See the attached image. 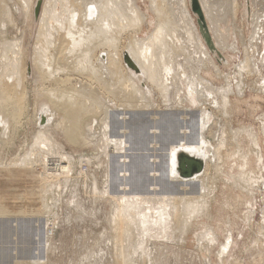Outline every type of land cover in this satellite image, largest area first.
Here are the masks:
<instances>
[{"label": "bare ground", "instance_id": "6f19581e", "mask_svg": "<svg viewBox=\"0 0 264 264\" xmlns=\"http://www.w3.org/2000/svg\"><path fill=\"white\" fill-rule=\"evenodd\" d=\"M6 1L0 0V9H8ZM18 1H20L22 7L26 8L24 14L28 15V22L30 21L29 18H31L32 20L33 17L38 16V24L36 25L31 52H29L28 47V55H25L23 53V48H21L20 46L21 39L17 40L16 38V40L14 41L13 38L12 41H14V43H6L0 41V104L3 106V108L2 106L0 107L4 110V113L9 112L7 113L9 114V116H7L6 114L2 116L4 121L7 120L6 122H8V119L10 117L12 118L13 116L17 121L19 120V117L23 113L26 104L27 90L24 85V77L26 60L28 58V62H30V64L32 65V75L34 81H39L41 85L46 84V86L42 88L43 93L41 92L42 90L37 93L38 95H40L39 98L36 94V100L41 99L39 101L40 109L38 110V112L36 109V120L38 121L40 119L41 121H45L46 123L44 122L45 124H43V127H40L41 129H37V131L35 132V139L33 137V141L35 142V144H33L35 146L41 145L42 148H44V150H46V152L48 153L53 147L57 148L56 145L58 142L53 138V134L55 132L51 130L52 125L50 126V123L55 125V127H60L61 133H63L64 135L69 136L73 139L85 141L87 136L86 133L91 130L84 131L83 126L85 125L87 127L86 129L92 128L90 126L91 122H88L87 120L90 119L89 117H92V115L94 116V114H96V119L100 120L99 124H101L102 127V129H100L101 134H99L104 138L103 143L99 140L102 144L100 148L104 155L108 158L109 167H113L115 165V160H113L112 158V153L115 150V152H117V150L123 151L121 155L124 158L123 162L126 163V161H128L129 154L125 151L129 150L133 145L139 142V137L134 138V135L136 133H133L134 130L143 128L145 129V132L148 131L146 127L147 121L145 120V118H143V113L141 114L142 118L132 119L130 118L133 115L131 110H137L136 112H139L140 110L144 109V107H151L152 104L154 105V103H152L153 96H158L160 98V101L157 104L164 106V111H161L163 110L162 108L159 111V119L169 124L167 126H169L170 128L167 133L163 131L161 133V136L159 137V132H161L163 127L159 129L160 126L157 123L155 125H150L148 128L152 129V133H154V137H156L155 139L153 138L151 140L153 145L156 140H165L166 138L163 136H167L168 138L172 136V138H174V126L176 127L179 125V129L184 132L183 136H177L169 141L168 153L166 154L169 155V159L171 162L168 165L167 161L163 162L161 168L165 167L164 170H166V173L168 171L167 174L169 175V177L174 181L178 180L176 181V184H179V186L182 185L183 189H186V186L195 184L199 187L198 191L186 189L184 190L182 195H177L174 191L175 189L172 192L170 191L171 193L174 192L175 194L157 195L156 191L154 193L155 195H152L153 197L151 195H146L145 192L143 195L141 193L138 194L139 192H137L138 190L136 191V188L138 185L143 186V184L137 183L139 173L135 168L134 163L132 164L133 167H131L130 174L129 169L126 167L119 170L121 172L124 171L126 177H130V181L133 183V186H131L129 181L126 180L123 184H125L126 187L128 186V189H131L126 192L124 189L122 191V193L124 192L123 195H121V193L114 194L115 191L109 190L111 198L115 203L113 212L111 214V221L113 223L112 227L114 231V253H116V264H129V261H131L129 260L130 258L128 255L129 253H131L130 250L137 251L138 249H136L137 246H134L135 248L132 247L129 249L127 248V246L129 247L133 245L135 237L139 238V240H137V244H139L137 248L140 247L141 251L144 252L145 250L142 247L144 246V244H142V241L144 235H147L145 234V232H154L157 233L158 236V229L161 232V237L164 238H170V234H173L175 230H177L181 234V237H183V235H186L188 231H192L194 233L196 232V234L198 235L197 240L199 239V244L203 246L205 250H209L211 247H213L212 244L214 242H217V238L215 239L216 234H213L216 231L213 230L214 228H211L210 224H208L209 219L214 216V212L218 211L219 209V206H217V208H214V205H217L216 202L220 201L219 203H225L222 202L225 198H223V200L219 199L221 197L218 194L219 191H225V194L227 195L226 203L228 202V197L231 199V197L234 196L233 200L236 197L237 203L235 204V202L233 201L234 203L231 204L232 206L234 205V207H237V205H243L246 202L245 199L248 198V202L245 204L249 208H247L248 211L247 213L244 212L243 216L246 222H248V226L250 228L251 226H254L255 228L257 224L255 225L252 221L253 218L251 215L252 211L250 210V205H252L253 203L252 200L255 193L252 188L255 187L253 182H258L259 178L257 179L258 175L256 173L259 171H254L253 169H248L247 171L245 166L251 161V156L253 155L252 152L250 153V151L252 150H255L254 152L256 153L257 158H259L258 160H261L258 150L259 143L256 141V132L251 131L250 127H237L233 129L230 126L231 118L229 120V109H231L232 103L234 104V107H236L237 104L235 95L242 94L244 92V89H242L243 86L241 85V83L244 82L243 78H241L243 74L242 72L254 71L256 67L254 61L255 59L252 60L253 57L249 55V51L251 50L250 47H248V51L246 45L244 46V58L243 60H241V62H239L240 64L238 65V70L241 72L237 74L238 76L234 75L233 78L235 79V84L232 85L228 79V84L226 85V87L224 85L217 86L216 83L212 81V79L215 80L213 75H211L210 77L206 74L210 71V67L212 68L211 73H215V76L220 79L223 77L231 79V76L227 75L226 73L222 75L223 72L220 70V68L217 66L212 56L210 55V52L213 53L214 51H212L207 46L205 40L202 37L195 14L190 9L189 0H149L148 9L145 11L141 6H139L136 0H42L40 9L38 11L39 13H37L36 15L34 14L33 10L37 0ZM200 1L202 3L203 13L205 20L207 21L206 23L209 32L217 49L218 46L222 49L225 47L230 48L231 46V48L234 49L235 45L233 43L235 42H232V44L227 43L229 38L228 36L230 35L227 26L229 25V20L234 21L239 2L237 0H229V4L231 5L226 6L225 11L223 9V6L222 9L218 8L223 4H221V2L218 3L217 0ZM262 2L264 6V0ZM225 4L227 5V3ZM188 7L193 13L195 21L188 10ZM256 9L253 13V22L254 26L261 30L263 25H261L258 20L264 8L261 9V13ZM8 12H3L2 14L1 11V17L2 15H4V13L6 14L4 18L6 16L9 17V15H7L9 14ZM222 12L225 13L224 15L222 14L223 16H220V13ZM229 15H231V17ZM230 22L232 23V21ZM32 25H34V23ZM144 26H149L147 30L148 32L145 36H140V34L138 33L140 31H143ZM235 31L237 32V30ZM255 32L256 34L253 33L254 36L258 34V29H256ZM199 34L201 38L199 37ZM261 35L262 33H259L257 37L262 38L261 40L264 41V34L263 37H261ZM238 36L242 37V35ZM254 36L251 35L252 38ZM242 40L243 37L241 41ZM203 41L205 44L203 43ZM241 41L240 43L244 42ZM251 51L253 52V50ZM127 60H129L130 62L127 63ZM123 61L126 62L127 66L131 67L139 73L129 71L131 68L127 69ZM72 77H74V80H76L73 83H71L70 81ZM142 80L145 83H143ZM76 83H78V85H76ZM249 83L251 84V81H249ZM262 88H264V84H262V86L260 87V90L264 91V89ZM230 93H235L234 100L230 99ZM110 103L114 104L113 106H116L118 108L120 107L124 111L125 109H128L132 113V115L128 116V118H126L125 120V122H129L131 125L129 130L127 129L128 126L124 125L125 122L122 123V120L119 119V116L120 118L127 117L126 115L124 116L123 113L128 115L129 111H120L121 113L118 112L120 114L118 116V113L109 111L113 110ZM209 104H211L210 106L212 107L210 112L215 114L214 116L212 114L213 117L210 115L211 122L208 120L209 118L207 117L206 111ZM179 105L183 106V109H186L182 110V108L180 107L181 110H177L180 112H176L175 110L176 113H174V111H171L170 108L177 109V107L174 106ZM157 107H159V105ZM192 107H196L198 112H191ZM166 108L170 111L167 112ZM233 109L235 108H232V110ZM3 110L0 109L1 112ZM114 110L116 109L114 108ZM261 115L263 117V121L260 130L264 132V113ZM176 116L180 117L181 119H176ZM170 119L172 120L170 121ZM188 122H190L191 124H195L194 127H197L196 129L199 132L198 140L189 139L188 137L184 136L188 132ZM113 125L118 126L117 128L119 129L117 132L115 131V133L113 131L115 129H112ZM6 127H4L5 130ZM4 128L2 126L3 134L5 131H3ZM196 129L195 131H197ZM243 130H245V132L251 136L249 142L253 144V148L248 147L245 150L241 146L238 137L240 136L239 134L243 133ZM92 131H94V129H92ZM92 133H88V135L90 136L92 135ZM143 135L144 134L141 133L142 137ZM127 137L133 139L132 146H130ZM28 150L27 154H31L30 151L28 152ZM180 150L202 157L204 161L202 170L190 177H181L180 175H178V173L174 169V166L175 155ZM101 151H99V153ZM151 156H153L154 159L152 161L155 162L157 156ZM27 158L28 162L26 163L28 165L29 163H31L32 168L33 160L31 161V158L33 157H30V155H28ZM118 159H116V161ZM48 160L50 159L48 157H45V159L42 161V167H40L42 169L44 168L45 172L47 171L46 176L47 174H49L48 178L51 180V182L49 183V180L47 184H51L58 180L60 174L63 175L64 171L67 172L70 167L69 163H64L65 165H63L66 167V170H63L64 168L58 170L55 168V166H48ZM52 160L54 161V159L51 158L50 161ZM257 166L260 169L262 165L260 166L258 163ZM235 167L237 168L236 170ZM0 168L2 167L0 166ZM9 169L12 168H8V170ZM4 172H6V168ZM11 172L13 174V171ZM11 172L9 173L11 174ZM152 172L154 173V175H158L159 168H152ZM16 173L17 172L14 173L15 175L11 174V176H8L6 174L11 180L10 182H14L18 178V176H16L18 174ZM32 173L34 174V171ZM110 173L111 172H109V174ZM6 175L5 177L7 180L8 177ZM164 175H166L165 172ZM113 177L115 176L112 175L110 179L111 184L113 181ZM176 178H180V180ZM172 179H170V181H172L173 183ZM162 180H164V178ZM7 182L8 181H6L5 183ZM163 184L165 185L167 183H165L164 181ZM4 186L8 187L10 186V184H5ZM38 186L40 187L39 184L37 185V187ZM46 186L43 187V189H46ZM222 186L223 189H221ZM6 187H3L5 190L4 192H6V189H9ZM12 187L13 186H11V189H16ZM30 187H34V183L33 186L31 185ZM30 187L26 186V188H28V192H25L24 196L21 195L22 198L19 196L21 198V201L26 198L25 200L27 201L24 203L25 206H23L20 198H18L21 202V206H19L18 203H15L18 205H14L15 209H21L20 207H23V209H25L24 207H26L27 209H32L33 207L35 208V206H44L43 196L45 195H41L38 197V194L36 196V188L34 191L35 195L32 194L34 188L32 189ZM126 187L124 186V188ZM233 187L236 188L233 190ZM163 188L165 187L163 186ZM108 189H105L104 192L108 193ZM258 189L259 187L257 188V190ZM95 190L97 191L96 188ZM20 191L21 190H19V192ZM158 191L160 190L158 189ZM8 192L5 193L6 195L4 194V197H0V211L6 212L7 210L8 212V209L10 210V205L6 203V200L8 201V199L5 198L8 195ZM134 192H136L137 194H134ZM163 192L167 191L165 190ZM18 193L16 195H18ZM21 193L22 191L19 194ZM100 193L102 194V190L100 191ZM148 193L151 194L152 192L150 193L149 190ZM45 194H48V192H46ZM10 197L11 195H9V197L7 198L10 199ZM12 199L10 201H12ZM242 200H244L245 202ZM259 207L260 209L262 208V210H264V204L262 207ZM27 209L25 210L28 211ZM38 209L40 208L37 207V210ZM13 210L14 209H12L11 211ZM121 220L125 222L123 223L121 222ZM218 220L216 219V221ZM232 220L235 221V219ZM220 221L221 219L219 220V222ZM0 223L3 222L1 221ZM2 225L3 224H1V226ZM200 228H203L202 234L199 233ZM20 229L21 228H19V230ZM260 229L261 231L259 230V228L258 231L262 233V228L260 227ZM6 231L8 233H11L12 230L9 231L8 228L6 229ZM228 231L229 233L224 236L225 240L219 242V246L217 249V254L220 258L219 261H221V258L226 253V251L233 246V237L229 229ZM150 235H152V233ZM255 237L259 236H256L255 234ZM252 239L255 240V238ZM254 240H252V242H249L248 244L253 246ZM257 240H260V238L256 239L255 243ZM261 240L264 239L262 238ZM243 243H245V241ZM244 246L247 247L246 244ZM140 249L138 251H140Z\"/></svg>", "mask_w": 264, "mask_h": 264}, {"label": "rangeland", "instance_id": "374dc122", "mask_svg": "<svg viewBox=\"0 0 264 264\" xmlns=\"http://www.w3.org/2000/svg\"><path fill=\"white\" fill-rule=\"evenodd\" d=\"M4 1H6V0H4ZM41 1L42 0H39V5L37 6L38 11L40 9ZM136 1L139 4V6L142 7V9L144 11L148 9L149 0H136ZM198 1L201 5L202 11H203L202 3L200 0H198ZM237 1L239 2V6H238V10L236 12L235 19H234V21L229 20V22H228L229 25L227 26L228 32L230 33V35L228 36L229 38H228L227 43L232 44V42H235V43H233L235 45L234 49L231 48V46H230V48L225 47L223 49L218 46V50L222 53L223 58L219 57L217 54H215V52L211 53L208 50L210 52V55L212 56L214 62L217 64V66L223 72L222 75H224L226 73L227 75L231 76V79L225 78V77H223L221 79L218 78L217 76H215V73H211V71H212L211 67L209 68L210 71L206 74H207V76H210V77H211V75H213L215 80L212 79V81L214 83H216L217 86L224 85L226 87V85L228 84V82H227L228 79H229L230 83L232 85H234L235 84V79H233L234 75L236 76L238 73L241 72L238 70V65L240 64L239 62H241V60H243V58H244V55H243V53L245 54L244 46L246 45L247 48L250 47V49L253 50V52L251 50L249 51V48H248V51L250 52L249 55L253 57V58L251 57L252 60L255 59L254 61H255L256 67H255L254 71H251L252 73L251 72H244V71L242 72L243 74H242L241 78H243L244 82H242L241 85L243 86L242 89H244L243 90L244 92L242 94H238V95L236 94L235 95L236 98L234 97L235 93L234 94L232 93L233 95L231 93L229 94L230 99L234 100V98H235L237 100L236 107H234V104L232 103V105H231L232 107H231V109H229V120L231 118L230 126L233 129L237 128V127H241V128L250 127L251 131L256 132V141L259 143L260 148L258 147V150H259V155H260L261 160H258L259 158H257V155L254 152L255 150L254 151L252 150V151H250V153L252 152V155H253V156H251V161L245 167H246L247 171H248V169H250V170L253 169L254 171L255 170L259 171L256 173L258 175L257 179L259 178L258 182H255V181L253 182L255 187H252V188H253V191L255 193H254V197L252 200L253 203H252V205H250V210L252 211L251 215L253 218L252 221L254 222L255 225L257 224L258 226L256 225L257 227L255 226V228H254V226H251V228H250L248 226V222H246V220L244 219V216H243L244 212L247 213V211H248L247 208H249L245 204L248 202L247 201L248 198L245 199L246 202L244 200H242L245 202V203L243 202L244 203L243 205H237V207H234V205L232 206L231 204H233L234 202H235V204L237 203L236 197L234 200H233L234 196L231 197V199L228 197V202L226 203L227 195L225 194V191L224 192L219 191L218 194H219V196H221L219 199L223 200V198H225L222 201L225 203H219L220 201L216 202L217 205H214V208H217V206H219L218 207L219 209H218V211L214 212V216H212L209 219V223H208V224H210L211 228H214L213 230L216 231V232L213 231V232H215L213 234H216L215 239L217 238V242H214L212 244L213 247H211L209 250H205L204 247L199 244V239L197 240L198 235L196 234V232L194 233L192 231L191 232L188 231L186 235H183V237H181V234L177 230H175L173 232V234L172 233L170 234V238L161 237L162 235H161V232L159 231V229L157 230L158 236H157V233L150 232V231L148 233V231H147V232H145V234H147V235H144V238L142 241V244H144V246H142L145 250L144 252L141 251L140 247L137 248L139 246V244H137L138 243L137 240H139L138 237L134 238L135 242L133 241V245L130 244L131 246H129V247L127 246L128 249L132 248L134 246L135 247L137 246L136 249H138V250L140 249V251H138V250L135 251L134 250L135 247H134L133 248L134 251L130 250L131 253H129L128 255L130 258L129 260H131V261H129V264H264V252H263L264 244H262V243H264V240H261L262 238L264 239V236H263L264 235V232H263V229H264V226H263L264 225L263 224L264 223V216H263L264 210H262V208L260 209V207H259V206L262 207L264 204V144H263L264 143V138H263L264 132L262 130H260L261 124L263 121L262 120L263 117L261 114L264 113V91L260 90V87L262 86V84H264V81H263V79H264V54H263V52H264V45H263L264 41L261 40L262 38L257 37L259 33H262L261 37H263V34H264V27H263L264 24H262V23H264V10L262 11V14L258 20L259 23L261 25H263L261 30L259 28H256V26H254V22H253L254 10L257 8L256 10L260 11V13H261V9L264 8V6H263V2H262L263 0H237ZM217 2L218 3L221 2V4H223L218 8L222 9V6H223V9L225 11H226L225 7L228 5H231V4H229V0H223V1L217 0ZM257 2L259 5L257 4ZM225 3H227V5ZM6 4L8 6V9H6V8H4L5 10L3 8L0 9V12L2 11V14H3V12L7 13L10 10L8 12L9 14H7V15H9V17L8 16L5 17V18L8 17L7 19L4 18V16L6 15L5 13H4V15H2L3 18L1 17V14H0V17H1L0 18V38L2 39V40L0 39V41L6 42V43H8V42L14 43L16 38H17V40L21 39L20 40V46H21V48H23V53L25 55H28V47H29V52H31L33 38H34L35 30H36V25L38 24V16L33 17L34 20L33 19L31 20V18H29L30 21L28 22V19H27L28 15L24 14L25 13L24 11H26V8L22 7V4L20 3V1L8 0V1H6ZM35 5H36V3H35ZM35 5H34V9L36 7ZM255 5H257V6H255ZM187 6H188V4H187ZM6 10H7V12H6ZM188 10L191 13V15L193 16L194 21H195L196 16L194 17V15L191 12V10L189 9V7H188ZM37 13H39V12H37ZM224 13L225 12L220 13V16L222 14L224 15ZM229 16L231 17V15H229ZM8 19L10 22L8 21ZM3 21H5L6 23ZM230 21H232V23ZM1 22H2V24H1ZM12 22H13V24H12ZM29 23H32V24L34 23V25L29 24ZM148 27L144 26L143 31H140L138 34H140V36H145L148 32L147 31ZM236 28H238L239 30ZM255 28L258 29V34L254 36L253 33L256 34ZM235 30H237L238 33ZM2 35H3V37H2ZM238 35H242V37H243L242 41H244L243 42L244 44L240 43L242 37L238 36ZM251 35L254 37L252 38ZM199 37H200V34H199ZM240 37H241V39H240ZM12 39L14 41H12ZM248 39H249V41H248ZM229 41H231V42H229ZM203 43H204V41H203ZM22 45H23V47H22ZM252 46L255 48H253ZM253 53H254V55H253ZM123 62H124L125 67L127 69L131 68V67L127 66L125 61H123ZM235 65H237V66H235ZM132 70H134V69L131 68L129 71L134 72V73H139L135 70L134 71H132ZM255 71H256V73H255ZM32 74H33L32 73V65L30 64V62H28V58H27L25 77H24V85H25V88L27 90V92H26V104H25L26 108L24 107L23 113L20 115L18 121L15 119L14 116H13L14 118L12 117L14 120L10 117L9 119L7 118L9 120L8 122H6L7 120L4 121L2 116L5 114L7 116H9V114H7L9 112L4 113V110L2 109L3 106L0 104V106H2V108L0 107V109L3 110L2 112L0 111L1 113H3V114L0 113L1 114L0 119L1 118L3 119V120L1 119L2 121L0 120V125L4 122L0 126V166L2 167V168H0V169H2V170H0L1 171L0 172V176H1L0 177V181H1L0 182V188H1L0 197H4V194L7 193L8 191L11 192V193L8 192V195L5 197L6 199H8V201H10L14 195L16 196V197L14 196L15 200L13 198L12 201H10V202H8L5 199L6 203L8 205H10V210L8 209V212L6 210L7 213L4 211H0V213H1L0 217L2 216L0 218V222L1 221L3 222V223H0V264H19V263L20 264H116V258H115L116 253H114L115 252L114 231H113V227H112L113 223L111 221V214L113 212V208H114L115 203L111 198L109 190L115 191L114 194H120L121 193V195H123L124 192L122 193V191L124 189H125V192L131 189V188L128 189V186L126 187V185L123 184L126 180L129 181L131 186H133V183L130 181L131 180L130 177L129 176L126 177L125 172L124 171L121 172L119 170H121V168L126 167L129 169V174H130L131 167H133L132 164L134 163V166L138 170V173H139V175H138L139 178H138L137 183L143 184V186L142 185L137 186L138 189L136 188V191L138 190L137 191V192H139L138 194L141 193L143 195L145 192L146 195L152 196V195H155L154 193L156 191H157V193H156L157 195L158 194L159 195L160 194H175L174 192L171 193L174 189H175L174 191L176 192L177 195L178 194L182 195V193L186 189L198 191L199 187H198V185H195V184L190 185V186H186V189H183L182 185L179 186V184H176V181H178V180L174 181L172 178L169 177V175L167 174L168 171L166 173V170H164L165 167L161 168L163 165V162L167 161V165L171 162L169 159V155L166 154V153H168L169 141H171L172 139H174L177 136L178 137L183 136L184 132H182V130L179 129V125L176 127L174 126V129H173V133H175L174 138H172V136L170 138H168L167 136H163L166 138L165 140H156L154 145H153L151 140L153 138L155 139L156 137H154L155 135H154V133H152V129L148 128L150 125H155L157 123L160 126L159 129H161L163 127L161 132H159L160 133L158 135L159 137L161 136V133L163 131L165 133H167L168 130L170 129L169 126H167L169 124H167L166 122H163L159 119V116H160L159 111L161 110V108L163 109L161 111H164V108H163L164 106L157 104L160 101V98L158 96L157 97L153 96L154 99L152 97V103H154V105L152 104L151 107L150 106L144 107V109L140 110L139 112H136L137 110H135V111L131 110L133 115L128 109L127 110L125 109L126 112L129 111L128 115L123 113L124 116L125 115L127 116L125 118H120V116H119L120 114L118 113V112H120V111L122 112L124 110L121 109L120 107L118 108L116 106H113L114 104L110 103L113 110H109V111L118 113L119 119L122 120V123H124L126 118H128V116H130V115H132L130 117L132 119H137V118L140 119V118H142V115H141L142 113H143V118H145V120L147 121V124H146V127L148 129L147 132H145L144 131L145 129H143V128H138V130L135 129L133 132V133L136 132L134 135V138L139 137V142H137L135 145L132 146L133 139L127 137L128 142H129L130 146H132V148L125 151V152H128V154H129L128 161H126V163L123 162L124 158L121 155L123 153V151L117 150V152H115L116 151L115 150L112 153V155H113L112 158H113V160H115L114 164L116 166L114 165L113 167H111V166L109 167L108 158L104 155V153L101 151V148H100V146L102 145L100 143V141L103 143L104 138L101 137V135H100L101 134L100 129H102V127H101V124H99L100 120L96 119V117H97L96 114H94V116L92 115V117H89L90 119L87 120L88 122H91L90 126L92 128L86 129L87 127L85 125L83 126L84 131H86V130L92 131V129H94V131H92L93 133L91 131H88V133L89 134L92 133V135L89 136L88 133H86L87 136H86L85 141H80L78 139H73V138H70L69 136L64 135L63 133H61L60 127H55V125L50 123L49 125L50 126L52 125L51 127L53 128V129L51 128V130L55 132V133L53 132L54 133L53 138L55 141H57L59 143V145L57 143V145H58V146L56 145L57 148L53 147L48 153V152H46V150H44V148H42L41 145L35 146L34 145L35 142L33 141L35 139L34 135H35V132L37 131V129H41L43 127V124L46 123L45 121H41L40 119L37 121L36 117H35L36 109H37V112L40 109L39 108L40 107L39 101L41 100V99L36 100V94L40 90H42V88L45 87L46 84L41 85L39 83V81H34ZM70 81H71V83H73L76 80H74V77H72V79ZM249 81H251V84L249 83ZM142 82L145 83L143 80H142ZM76 85H78V83H76ZM258 85H259V88H258ZM262 89H264V88H262ZM41 92L43 93V90ZM37 97L39 98L40 95L37 94ZM155 104H157V105H155ZM158 105H159V107H157ZM210 105L211 104H209L207 106L208 109H206V111H207V117L209 118L208 120L211 122L210 115L212 116L213 113L210 112L212 109V107ZM174 107H177V109H172V108H170V109H171V111H174V113H176V112H180L177 110H181L180 107L182 108L183 106L179 105V106H174ZM196 107H192L191 112L197 113L198 110ZM112 108H110V109H112ZM114 108L116 110H114ZM232 108H235V109L232 110ZM185 109L182 108V110H185ZM175 110H176V112H175ZM168 111H170V110L167 109V112ZM230 113H231V117H230ZM214 115L215 114H213V116ZM178 118H179V120L181 119L180 117L176 116V119H178ZM171 120L172 119H170V121ZM161 122H163V123H161ZM196 124H197V118H196ZM124 125L128 126L127 127L128 130L131 127L129 122H125ZM187 125H188V132L184 136L188 137L189 139H195V140L197 139L198 140L199 139V134H198L199 132L196 129L197 127H194L195 124H193V123L191 124L190 122H188ZM2 126H3V128L7 126L6 130H5V128L3 129V131L5 130L4 134L2 132ZM117 127L118 126L113 125L112 129H115V130H113L114 133H115V131L117 132L119 130ZM172 128H173V126H172ZM195 129L197 131H195ZM244 132H245V130H243V133L239 134L240 136L238 137V140L240 141L241 146L245 150L248 147L253 148V144H251L249 142V139H251V136L246 132H245L246 133L245 134ZM141 133L144 134L143 137L141 136ZM93 134H95V135H93ZM258 134H259V136H258ZM33 137H34V139H33ZM96 140H98V141H96ZM247 144H250V145H247ZM254 148H255V146H254ZM59 149H60V151H59ZM27 150H28V152L30 151L31 154H27ZM51 151H53V152H51ZM99 151H101V152L99 153ZM26 155H27V157H28V155H30V157L34 158V159L31 158V161L33 160V162H32L33 167L32 168H31V163H29L30 166L26 163V162H28L27 161L28 158L26 157ZM151 155L157 156L155 162L152 161L154 159H153V156H151ZM24 157H26V158H24ZM45 157L46 158L48 157L50 160H51V158L54 159V161L48 160V162H49L48 166H51V167L55 166V168L58 170H61V168H64L63 170H66L64 163H69L70 169L67 172L64 171L65 174L64 173H63V175L60 174V176L58 177V180H56L54 183L47 184L48 181L50 180L48 178L49 174H47V176H46L47 171L45 172L44 171L45 169L41 168L42 167V161L45 159ZM116 159H118V160L116 161ZM22 160L23 161L25 160V161L23 162ZM61 161H63V162H61ZM256 161L259 163L260 166L262 165L260 167V169L257 166L258 163ZM34 167H36V168H34ZM115 167H116V169H115ZM154 167L159 168V174L158 175H154V173L152 172V168H154ZM5 168H6V172H4ZM8 168H12V169L8 170ZM33 168H34V170H33ZM39 168H40V170H39ZM30 169H31V171H30ZM35 169H36V171H35ZM236 169L237 168L235 167V170ZM8 171L9 172L13 171V174L11 172L12 175H15L14 173L17 172L16 174H18V175H16V176H18V178L14 182H10L11 180L9 179L8 176H11V174ZM33 171H34V174L32 173ZM109 172H111L112 174L111 173L109 174ZM164 172L166 175H164ZM31 173H32V175H31ZM256 174H255V176H256ZM5 175L8 177L7 180H6ZM27 175L29 176V178ZM30 175H31V177H30ZM37 175H39V176H37ZM112 175L115 177L112 178L113 181L111 184L110 179H111ZM160 177H162V178H160ZM30 178L31 179L34 178V179L31 180ZM36 178H38V179H36ZM163 178H164V180H162ZM165 178H167V179L169 178V179L167 180ZM170 179L173 180V183H172V181H170ZM176 179L180 180V178H176ZM29 180H31V181H29ZM34 180L35 181L39 180V181L35 182ZM6 181H8L9 183L8 182L5 183ZM164 181L167 184L164 185L163 184ZM50 182H51V180L49 181V183ZM152 182L154 184L155 183H157V184H155V186H154V184ZM33 183H34V187H30L31 185L33 186ZM3 184L4 185L10 184V186L6 187ZM38 184L40 185V187L38 186L39 188L37 187ZM46 184H47V186H46ZM44 185L46 186V189L44 188L45 190L43 189V187H45ZM11 186H13L12 188H16V189L15 190L11 189ZM26 186L30 187L32 189L34 188L32 194L35 195V192H36V196L39 194L38 197L41 195L46 196V198H45V196H43V198H44L43 205L45 207L42 205L41 206H35L36 209L34 207L32 209H27L26 207H24L29 212L26 211L25 209H23V207H20L22 209V211L19 208L18 209L16 208L17 210L14 208L15 206H18V205L21 206V202H22L23 206H25L24 203L27 200H25L26 198H24V200L21 201V198H22V196L25 195V192H28V188H26ZM124 186L126 188H124ZM163 186L165 188H163ZM3 187L9 188L11 190L5 188L6 192H4L5 190ZM23 187L26 189H24ZM105 187H107V188H105ZM166 187H167V189H166ZM258 187H259V189L257 190ZM35 188H36V191H35ZM95 188L97 189V191L95 190ZM152 188H154V189H152ZM235 188L236 187H233L232 189L234 190ZM18 189L22 191L21 194H19L21 191L19 192ZM105 189L106 190L108 189L107 192L109 194L104 192ZM132 189H134V188H132ZM158 189L160 191H158ZM221 189H223V186L221 187ZM101 190H102V194L100 193ZM149 190H150V193L152 192L151 194L148 193ZM165 190L167 192H163ZM23 191H24V193H23ZM37 191H38V193H37ZM45 191L48 192V194H45L46 193ZM17 193H18V195H16ZM129 193H131V192H129ZM134 194H137V193L134 192ZM9 195H11L12 198L11 197H10V199L7 198V197H9ZM16 198L17 199L20 198L21 202L19 201V199L17 200ZM44 202H47V203H44ZM15 203H18V205ZM223 204L226 206H224ZM37 207L40 209L37 210ZM12 209H14L16 211L13 210L14 211L13 212V211H11ZM23 210H25V211H23ZM9 211H10V214H9ZM17 211H19V212H17ZM22 212H24V213H22ZM233 213H234V215H233ZM226 214H227V216H226ZM216 219L217 220L221 219V221L220 222H219V220L216 221ZM232 219H235V221H233ZM24 222H25V224H24ZM121 222L124 223L125 221L121 220ZM228 222H229V224H228ZM232 222L235 224H233ZM7 223H8V225H7ZM21 223L23 224V226ZM1 224H3V225L1 226ZM5 225L7 228L5 227ZM8 226H10V227L12 226V227L10 228ZM260 227L262 228V233L260 232L261 231ZM8 228H9V231L12 230L11 233L10 232L8 233L7 232L8 230L6 231V229H8ZM19 228H21V229L19 230ZM227 228L230 230V233L233 237L232 238L233 239L232 240L233 246L226 251V253L224 254L225 256L223 255L221 258V261H219L220 258L217 254V249L219 246V242L224 241L225 240L224 236L229 233ZM258 228L260 231H258ZM13 229H15V230H13ZM202 232H203V228H200L199 233L202 234ZM4 233H5V235H4ZM151 233H152V235H150ZM153 233H154V235H153ZM255 234H256V236H259V237H255ZM27 235H28V237H27ZM187 235H189V236H187ZM252 238H255V240L260 238V240H257L256 241L257 244H256L255 240ZM1 239H3V240H1ZM27 239H29V240H27ZM252 240H254L253 246L248 244L249 242L251 243ZM244 241H245V243H243ZM260 241H261V243H260ZM245 244L247 245V247L244 246ZM254 244H256V245H254ZM3 245H4V247H3ZM257 247H259V248H257ZM246 248H247V250H246ZM252 248H254V249H252ZM259 249H261V250H259ZM259 251H261V252H259ZM1 254H2V256H1ZM206 258H207L208 262H207ZM258 261H260V262H258Z\"/></svg>", "mask_w": 264, "mask_h": 264}, {"label": "water", "instance_id": "95a60500", "mask_svg": "<svg viewBox=\"0 0 264 264\" xmlns=\"http://www.w3.org/2000/svg\"><path fill=\"white\" fill-rule=\"evenodd\" d=\"M189 6L192 12L196 16V21L199 26V30L202 34L203 39L205 40L207 46L215 52L219 57L223 58L222 53L217 49L214 41L212 40V36L209 32L203 11L200 7V3L198 0H189ZM39 0L36 2V7L34 9V14L36 15L38 12ZM130 61L127 60V63ZM204 166V161L202 157L188 153L186 151L180 150L175 155V166L174 169L181 177H190L202 170Z\"/></svg>", "mask_w": 264, "mask_h": 264}]
</instances>
